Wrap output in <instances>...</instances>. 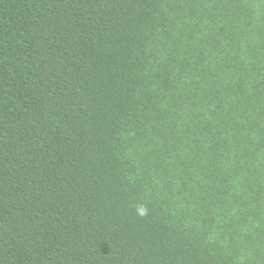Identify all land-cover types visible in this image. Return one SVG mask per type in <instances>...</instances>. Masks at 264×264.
<instances>
[{
	"label": "trees",
	"instance_id": "trees-1",
	"mask_svg": "<svg viewBox=\"0 0 264 264\" xmlns=\"http://www.w3.org/2000/svg\"><path fill=\"white\" fill-rule=\"evenodd\" d=\"M0 264H264V0H0Z\"/></svg>",
	"mask_w": 264,
	"mask_h": 264
},
{
	"label": "clouds",
	"instance_id": "clouds-1",
	"mask_svg": "<svg viewBox=\"0 0 264 264\" xmlns=\"http://www.w3.org/2000/svg\"><path fill=\"white\" fill-rule=\"evenodd\" d=\"M139 211H140V215H144L145 214V211H144L143 208H141Z\"/></svg>",
	"mask_w": 264,
	"mask_h": 264
}]
</instances>
